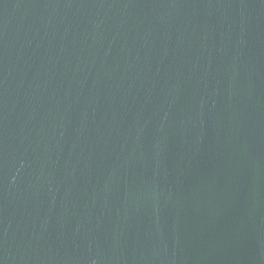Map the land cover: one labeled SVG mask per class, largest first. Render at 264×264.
Masks as SVG:
<instances>
[{"label": "water", "instance_id": "95a60500", "mask_svg": "<svg viewBox=\"0 0 264 264\" xmlns=\"http://www.w3.org/2000/svg\"><path fill=\"white\" fill-rule=\"evenodd\" d=\"M0 264H264V0H0Z\"/></svg>", "mask_w": 264, "mask_h": 264}]
</instances>
